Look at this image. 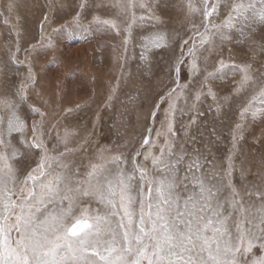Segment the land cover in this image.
I'll use <instances>...</instances> for the list:
<instances>
[{"label":"snow or ice","instance_id":"1","mask_svg":"<svg viewBox=\"0 0 264 264\" xmlns=\"http://www.w3.org/2000/svg\"><path fill=\"white\" fill-rule=\"evenodd\" d=\"M112 3L120 14L130 15L125 29L129 33L137 21V8L149 12L147 17L141 15L140 21L156 19L151 14L150 0ZM176 6L189 20L198 16L200 23H191V35L181 42V55L174 66L175 86L156 102L157 110L168 103L162 130H157V139H153L149 128L140 150L131 156L121 154L110 160L100 156V162L91 163L81 173L79 168L64 163L72 151L67 147L73 135L70 130L66 128L62 135L57 131L58 143L65 145V151L53 155L45 138L57 126L45 129V113L33 109L40 120H33L31 137H26L27 125L18 115L16 103L0 98L4 112L0 116V264H264V178L238 189L232 181L236 168L232 155L227 157L226 166L216 170L215 163L200 153L190 155L183 146L178 153L173 130L176 100L187 88L179 84L184 57L189 58L190 73L200 71L197 60L203 52L214 50L215 37L226 38L225 29L264 25V0H232L230 6L221 0H178ZM221 15L224 20L216 23ZM47 21L45 14L40 23L39 46L54 49L51 35L45 32ZM93 22L98 30L117 28L115 20L94 18ZM74 23L88 31L79 23V14ZM61 31L63 27L53 29V33ZM142 40L145 51L168 43L161 32L150 33ZM185 47L187 52L183 51ZM141 59H146L143 52ZM10 62L23 63L15 53ZM50 63L55 64V59ZM236 73L241 74L238 92L258 83L250 65L226 63L223 58L206 73L205 80L224 79ZM259 79V90L240 111L234 148L245 118L249 114L253 119L264 116V77ZM34 80L29 65L16 93L20 99H24ZM208 94L214 98L211 88ZM195 99L200 100L199 93ZM156 115L157 111H152L153 119ZM13 133L20 134L23 151L13 144ZM162 135L164 143L159 145ZM156 147L158 153L153 150ZM36 152L39 159L35 166L21 176L15 164ZM141 155L144 163L138 159ZM148 161L151 168L146 166ZM244 171L241 169L242 176ZM84 201L88 205L81 206ZM92 202L102 206V213L90 207ZM257 246L261 252L258 257L253 254Z\"/></svg>","mask_w":264,"mask_h":264},{"label":"rangeland","instance_id":"2","mask_svg":"<svg viewBox=\"0 0 264 264\" xmlns=\"http://www.w3.org/2000/svg\"><path fill=\"white\" fill-rule=\"evenodd\" d=\"M221 2L230 6L232 0ZM177 3L178 0H150L151 14L156 17L151 21H140L139 17H147L149 12L137 8V21L129 33L125 29L130 15L120 14L112 0H0V98L7 97L16 103V111L27 125L24 135L31 137L33 120H40V116L33 112L34 108L45 113L46 130L61 123L58 130L52 131L45 138L51 154L65 151V145L58 143L57 131L62 135V129L72 127L74 138L67 145L72 152L65 158L64 163L72 164L74 169L79 168L81 173L91 163L100 162V156L109 160L121 154L131 156L140 150L143 137L148 135L149 128H152L151 138L157 139L156 131L162 130L164 110L168 103H163L157 110L156 102L175 86L174 66L181 55V42L191 35V23H200L198 16L194 21L186 18L184 12L176 6ZM227 11L228 7L223 8L225 15ZM45 14L49 18L45 22V32L51 35V39L50 33L53 29L61 27L66 29L72 26L77 32H84L74 23V18L79 14V23L88 26V34L98 35L100 46H108L107 49H97L96 62H91L94 67H98L96 72L100 75L94 89H91V83L79 82L81 84L78 90H69L68 97L64 100L59 98L51 101L42 92L30 89L36 83L35 79L30 82L24 99L16 94L28 74L29 65L32 70H39V62L34 56L44 52L39 44L40 23ZM94 18L115 20L117 28L98 30L93 22ZM223 20L224 15H221L215 22L221 23ZM153 32L166 34L168 43L164 47L145 51L142 48V38ZM224 36L226 38L223 40L219 36L215 37L214 50L211 53L203 52L199 57L197 64L200 71L190 73L189 58L184 57L179 84L187 85V88L176 100L173 130L176 132L175 145L178 153L181 146L190 155L200 153L208 161L215 163L216 170L226 166L227 157L232 155L236 165L232 181L238 189H242L245 185L260 183L264 178V116L258 115L253 119L249 114L243 122L242 131L237 134L235 148L233 147L236 125L241 123L240 111L259 90V78L264 77V25L225 29ZM32 45L36 46L35 49L30 47ZM183 51L187 52V47ZM142 52L146 59H141ZM13 53L23 63H11L10 56ZM204 57L208 59L205 61ZM221 58L226 63L250 65L258 83L238 92L236 89L241 79L240 73L230 74L224 79L206 81V73L213 71ZM78 65L86 66L82 62ZM32 73L36 78L37 72ZM113 88L116 89L114 93L111 91ZM209 88L214 93V98L208 94ZM197 93L200 94L199 101L195 99ZM154 110L157 111L155 119L151 116ZM2 115L4 112L0 109V116ZM193 117L195 123H192ZM19 138L21 139L19 133L12 134L13 144L23 151ZM163 143L162 135L158 138V144ZM153 150L159 152L158 147ZM38 159L39 152L29 153L15 167L22 176L35 166ZM138 159L144 163L142 155ZM146 166L151 168V162L148 161ZM241 169L245 170L243 176ZM224 196H227V192ZM86 205L88 201H84L81 206ZM90 207L94 211H103L97 202H92ZM253 254L257 257L261 255L258 246L253 249Z\"/></svg>","mask_w":264,"mask_h":264},{"label":"bare ground","instance_id":"3","mask_svg":"<svg viewBox=\"0 0 264 264\" xmlns=\"http://www.w3.org/2000/svg\"><path fill=\"white\" fill-rule=\"evenodd\" d=\"M47 28H49V27H47ZM69 33H70V35H69ZM50 34H52V40L55 44V48L54 49L48 48L46 50L44 49L43 50L44 52H42V53L39 52L40 54L38 53L39 54L38 56H34L35 58H37V60L39 62V65H38L39 70H37V68H36V70H32L34 72V74L37 72L36 73L37 77L35 78L36 83L33 84L32 85L33 88L31 87L30 89L31 90H38L40 93L42 92L44 95H46L45 97H47L48 100H51V101L52 100L54 101V100L59 99V98L64 100L66 97H68L69 90H74V88H75V90H78V86H80L79 84H81V83H88V84L91 83L92 86H90V87H91V89H94V87L97 86L96 80L100 75L98 74V72H96V70H98L97 69L98 67H94L93 66L94 63H91V62H94L95 58L98 56V50L97 49H99L100 47L101 48L103 47V49L104 48L107 49L108 46H106L104 44H102L100 46L101 41L99 42L100 39H99L98 35H95L94 33L88 34V32L87 33L79 32V31L77 32L76 30L73 29L72 26H71V28L66 27V29H64V31H61L59 33L51 32ZM104 39H106V38H104ZM103 43H105V42H103ZM103 53H104V51H103ZM35 58H33V59H35ZM54 59H55L56 63L55 64L50 63ZM79 62L84 63V65H86V66L80 67L78 65ZM30 63H32V62H30ZM102 67H103V65H102ZM109 67H111V66H109ZM109 67H107V68H109ZM25 71H26V69H25ZM99 73H100V71H99ZM79 82H81V83H79ZM100 83H101V81H100ZM130 93H132V92H130ZM83 96H84V94H83ZM56 108H57V106H56ZM192 112H193V110H192ZM60 125H61V123L56 125L57 126L56 130H58ZM65 129L66 128L62 129V132H64ZM56 130H54V132ZM68 130H70L72 133L74 132L72 127L69 128ZM81 132H82V130H81ZM27 135H28V133H27ZM72 138H74V136H72L70 138V141L72 140ZM71 143H73V142H71ZM62 145H64V144H62ZM59 146H60V144L58 145V147ZM68 147H70V146H68ZM77 149H78V147H77ZM78 153H80L79 150H78Z\"/></svg>","mask_w":264,"mask_h":264}]
</instances>
